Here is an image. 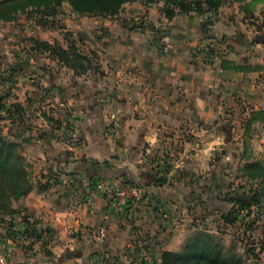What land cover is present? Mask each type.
I'll return each mask as SVG.
<instances>
[{
    "label": "crops",
    "instance_id": "crops-1",
    "mask_svg": "<svg viewBox=\"0 0 264 264\" xmlns=\"http://www.w3.org/2000/svg\"><path fill=\"white\" fill-rule=\"evenodd\" d=\"M251 1L260 4L263 0H247ZM239 6L228 0L216 15H198L193 10L177 14L170 21L174 27L168 39L179 47H135V38L130 36L123 39L126 47L102 49L107 75L74 83L82 89L88 87L85 82L92 81L91 93L84 91L81 96L86 109L77 112L71 132L79 140L62 138L65 131L59 129L53 135L47 131L45 139L24 148V155L34 160L33 166L46 165L42 185L21 199V214L28 224L19 223V229L33 234L23 240L34 250L24 255L17 240L9 239L0 227V256H6L5 264H17L23 258L39 259L38 264H159L163 253L182 251L197 225L179 201L209 190L200 183L219 173L211 150L220 141L227 144L230 140L214 127L215 118L227 116L222 110L230 100L248 106L245 116L264 104L263 61L239 62L237 53L246 52L240 47L234 55L230 47H205V41L210 42L222 24L227 35L250 27ZM228 10H234L235 23ZM194 30L205 38L202 47H194L198 42L188 37ZM145 42L148 45L147 39ZM224 60L241 66L260 65L262 70L224 69ZM41 72L43 83L50 88L65 86L61 73ZM111 113L118 118L114 134L108 130ZM46 149L53 150L51 155ZM250 161L262 162L246 159L240 167ZM52 164L64 169L55 171ZM100 172L108 181L120 180L136 192L126 191L123 203L117 204L114 190L95 191L88 185L94 178L102 179ZM162 176L170 180L159 183L165 178ZM239 179L246 180L241 172ZM242 197L246 196H236ZM219 204L216 209L227 206L222 213L232 208L227 199ZM160 208L166 214L173 212L172 218L167 214L163 219ZM101 227L103 236L97 232Z\"/></svg>",
    "mask_w": 264,
    "mask_h": 264
},
{
    "label": "rangeland",
    "instance_id": "rangeland-1",
    "mask_svg": "<svg viewBox=\"0 0 264 264\" xmlns=\"http://www.w3.org/2000/svg\"><path fill=\"white\" fill-rule=\"evenodd\" d=\"M161 7L162 3H159L146 9L139 1H135L126 4L117 18L106 19L100 16L77 15L67 4H64L59 8L57 15L48 18L49 22L45 25H37L31 12L18 14L13 22L0 21V133L15 141L21 142L22 139H26L31 142L45 139L47 131L53 135L55 131L64 129L65 132L61 133L62 138L70 141L79 140V137L71 132L75 125L74 121L77 120V112L86 109L81 96L84 95V91L91 93L92 87L90 88L89 85L92 81L85 82L88 83L86 84L88 87L84 85L82 89L74 83L107 75V62L102 49L126 47L123 39L130 36L135 38L133 42L135 47L141 44L144 47H179L169 41L170 29L174 27V22L166 21L160 11ZM233 11L228 10L226 13L228 17L231 15V21L235 23ZM255 13V18L252 21L249 20L251 22L248 21L250 30L242 29L243 31H235L232 35H227L222 24L216 31L217 35H212L213 39L210 42L205 41L204 36H197L196 30L189 33L188 37L198 42L194 47H202L201 42L205 41V47H230L232 48L230 53L233 55L236 52L235 48L246 49V54L236 52V59L239 62L248 63L249 61L256 64L261 60L264 64V44L258 43L264 42V0L256 5ZM255 32L258 33L255 34ZM30 38L51 44L57 41L61 47H68L74 43L84 53L95 55L98 72H89L76 77L71 70L53 60L49 53L33 50L35 45ZM146 39L148 45H146ZM242 59L245 60L242 61ZM41 71L56 76L61 73L65 86H60L57 90L50 88L46 82L43 83L44 75ZM260 77V80H264V73ZM78 90H81L80 93ZM262 92L264 93V90ZM15 105H21L22 111L18 112ZM246 107L248 106L236 100H230L226 102L222 110L227 116L213 117L218 118L214 122V127L220 130L222 137L230 139L227 144L220 141L211 150V160L213 164L216 163L214 166L218 168L219 173L211 175L208 181L200 183V186L203 185L202 187L205 186L209 190L183 197L179 204L190 210L189 217L195 219L194 224L199 229L209 231L222 244L225 251H233L241 256L243 264H264V202L258 210L256 207L251 208V214H248L247 210L242 211L239 219L232 226L225 225L220 220V214L227 210V206L223 208L225 210L216 209L220 205L219 201H226L229 197L239 195L246 196L242 197V200L247 199L260 187L259 182L239 179V169L243 161L257 159L264 162V128L254 123L248 133L245 132L248 119V115L244 114ZM262 107L260 109H264V104ZM109 120L111 123L108 130L112 127L110 116ZM25 147H28V144L23 146L22 155L29 164L31 163L28 173L37 188L42 185L40 178L46 165L42 162L33 166L34 160L28 159L23 153ZM46 151L51 155L53 150L46 149ZM222 152L224 156H228V159L223 157ZM58 158L61 159L60 156ZM52 160L53 163L57 161V159ZM54 165H56L55 171L58 168L64 169L60 164H52ZM99 174L102 176L100 180H107L104 173ZM206 181L209 186H206ZM88 185L91 186V183L89 182ZM21 205V199L12 203L13 208L20 210V214L14 217H3L5 222H0V227L9 239L14 237L13 239L17 240L15 244L20 248V252L31 255L34 249L30 242L23 240L25 233L19 229V223L22 224L21 216H23ZM167 214L169 218H172L173 212L169 211ZM181 218H183L182 214ZM253 220L256 222H252ZM178 222L181 223L180 220ZM9 252L11 256V250ZM17 262V264H38L40 260L23 258Z\"/></svg>",
    "mask_w": 264,
    "mask_h": 264
},
{
    "label": "trees",
    "instance_id": "trees-1",
    "mask_svg": "<svg viewBox=\"0 0 264 264\" xmlns=\"http://www.w3.org/2000/svg\"><path fill=\"white\" fill-rule=\"evenodd\" d=\"M135 1H139L146 8L162 3L160 11L164 18L170 22L177 14H186L192 10L198 15H202L205 12L216 15L218 10L228 0H1L0 21L13 22L18 14L31 12L37 25H45L49 22L48 18L57 15L59 8L64 4H67L72 12L80 16H100L106 19H114L119 16L126 4ZM230 2L240 4L239 8L244 13L243 20L252 21L255 18L254 11L258 1L230 0ZM206 25H209V23L207 22ZM30 40L35 45L33 50L49 53L53 60L71 70L76 77H81L89 72H98V67L95 64V55L84 53L74 43L68 47H61L57 41L51 44L33 38H30ZM253 42L257 43L255 40ZM221 67L243 72L262 70L260 65H234L228 60L222 61ZM15 106L18 112L22 111L21 105ZM8 118L11 117L8 116ZM254 123L264 128V109L249 111L245 130L249 131ZM31 142L26 139H22L21 142L15 141L0 133V222H5L3 219L5 216L14 217L20 214V210L13 208L12 203L26 197L35 189L30 173H28L31 163L29 164L22 155L23 146ZM82 161L85 160L82 159ZM93 165L100 166L97 162H93ZM239 170L244 179L252 182L257 181L260 187L258 190H254L256 192L250 196V199L227 198L232 203V208L226 213H221L220 220L228 226H232L237 222L242 211L247 210L248 214H251V208L256 207L258 210L264 202V164L259 161L245 162ZM97 179L101 178L92 179L90 182L91 186H94ZM165 181V178L158 180L159 183H164ZM21 219L24 224H28L26 216H21ZM252 222L256 221L253 220ZM24 233L25 236L33 235L28 233L26 229H24ZM11 238L13 239L14 237ZM159 264L243 263L241 256L233 251H225L222 244L209 231L199 229L196 226L194 231L185 239L182 251L179 253H163Z\"/></svg>",
    "mask_w": 264,
    "mask_h": 264
},
{
    "label": "built area",
    "instance_id": "built-area-1",
    "mask_svg": "<svg viewBox=\"0 0 264 264\" xmlns=\"http://www.w3.org/2000/svg\"><path fill=\"white\" fill-rule=\"evenodd\" d=\"M110 119L112 121V127L109 128V133L110 134H114V132L116 131V128H117V125H118V118L115 114H110ZM162 177H165V176H162ZM166 178V181H169V177H165ZM171 178V177H170ZM104 189H112L115 191L116 193V197H117V204L119 203H123L125 197H126V191H130V192H136L135 191V188H131V187H125L124 183L120 180H117V181H108V180H100V179H97L95 181V184L93 186V190L95 191H101V190H104ZM127 189V190H126ZM151 200V199H149ZM159 214L160 216L163 218V219H166L167 218V214L166 212L160 208L159 209ZM18 221H20L18 219ZM99 233V235H102L103 236V230H102V227L97 231ZM6 263V256H0V264H5Z\"/></svg>",
    "mask_w": 264,
    "mask_h": 264
},
{
    "label": "water",
    "instance_id": "water-1",
    "mask_svg": "<svg viewBox=\"0 0 264 264\" xmlns=\"http://www.w3.org/2000/svg\"><path fill=\"white\" fill-rule=\"evenodd\" d=\"M264 43V42H263Z\"/></svg>",
    "mask_w": 264,
    "mask_h": 264
}]
</instances>
